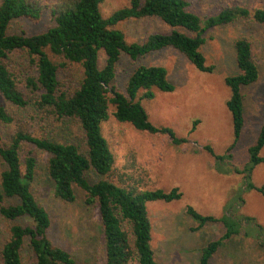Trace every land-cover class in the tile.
Wrapping results in <instances>:
<instances>
[{
    "label": "trees",
    "instance_id": "16d2710c",
    "mask_svg": "<svg viewBox=\"0 0 264 264\" xmlns=\"http://www.w3.org/2000/svg\"><path fill=\"white\" fill-rule=\"evenodd\" d=\"M102 1L0 0V97L18 108L29 103L7 63L10 55L23 53L35 67V76L25 80V89L30 90L34 105L57 121L76 122L83 139L81 148L73 142L59 143L23 132L11 136L7 142L0 136V162L4 165L0 173V217L9 223L8 239L0 247V264H22L25 248L33 255L35 264H76L69 252L54 246L48 237L49 214L31 191L38 160L34 151L21 149L23 143L32 144L36 151L47 154V176L57 199L73 203L76 187L84 192L87 206H96L106 264H156L150 247L152 228L146 204L180 200L179 190L139 191L105 179L91 183L88 176L106 177L112 171L114 157L101 131V124L109 118L110 107L114 108L112 115L119 123L129 124L140 132L167 133L172 143L181 142L169 130L154 128L140 103L141 98L153 97L152 89L172 92L174 86L164 68L142 66L128 78L125 92H119L115 86L117 63L122 55L134 61L163 48H172L198 71L211 72L213 67L206 65L201 52L208 30L244 20L264 25V8L234 5L202 20L189 11L186 0H128V6L103 18ZM44 12L53 21V26L45 32L35 36L8 33L13 20L36 24ZM150 18L168 26L170 32L152 34L142 43H127L116 28L127 20ZM234 49L238 73L224 81L230 90L226 106L232 118L233 146L244 125L242 88L255 83L259 76L251 43L239 39ZM99 52L104 54L102 68L98 67ZM69 68L76 70H72L77 74L73 83L66 79ZM10 122L0 103V123ZM263 146L264 124L249 149V173L264 162L259 156ZM186 212L200 226L219 222L225 228L220 238L201 250L197 264H209L222 243L238 235L239 225L252 221L249 218L237 221L229 213L219 221L212 216H201L191 208Z\"/></svg>",
    "mask_w": 264,
    "mask_h": 264
},
{
    "label": "rangeland",
    "instance_id": "374dc122",
    "mask_svg": "<svg viewBox=\"0 0 264 264\" xmlns=\"http://www.w3.org/2000/svg\"><path fill=\"white\" fill-rule=\"evenodd\" d=\"M186 1L189 11L202 20L234 5L264 8V0ZM126 6L128 0H103L100 12L107 18ZM52 26L50 15L44 12L36 24L13 20L8 33L35 36ZM116 28L127 43H142L152 34H167L171 30L154 18L127 20ZM204 37L201 52L206 65L213 67L211 72L198 71L172 48H163L134 61L126 55L121 56L116 66L115 86L122 93L128 78L139 67L155 66L167 71V79L174 86L172 92L152 89V98H141L142 93L139 98L149 123L158 130H169L181 142L172 143L167 133L140 132L129 124L119 123L112 115L114 108L110 107L109 118L101 124V131L114 157L112 171L106 177L89 174L88 180L93 183L105 179L139 191L179 190L180 200L146 204L152 228L150 247L156 264H197L201 250L224 234L221 223L206 222L200 226L187 214V208L219 221L227 213L237 221L241 218L252 220L239 225L238 235L222 243L209 264H264V162L248 172L249 149L264 124V25L248 20L235 21L213 27ZM242 38L252 45V58L259 76L255 83L242 88L244 125L233 146L232 118L226 106L230 90L224 81L238 73L234 43ZM7 63L29 103L18 108L0 97L1 105L11 118L10 123H0L3 141L23 132L59 143L73 142L82 148V132L76 122L57 121L34 105L30 90L25 89V80L36 74L29 58L15 53ZM103 65L104 54L99 52L98 67ZM72 70L75 69L65 72L71 83L77 76ZM21 149L32 150L37 157L31 191L49 214L48 237L53 245L69 252L76 264H106L96 206H87L84 192L76 187L73 188V203L57 199L47 176V154L36 151L28 143H23ZM259 156L264 158V146ZM3 169L0 162V173ZM8 228L9 223L0 217V247L8 239ZM22 264H35L27 248L22 253Z\"/></svg>",
    "mask_w": 264,
    "mask_h": 264
}]
</instances>
